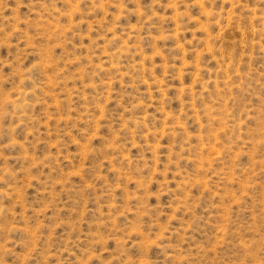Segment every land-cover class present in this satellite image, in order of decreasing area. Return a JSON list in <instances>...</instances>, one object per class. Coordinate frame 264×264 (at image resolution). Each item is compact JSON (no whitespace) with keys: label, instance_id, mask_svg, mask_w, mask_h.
Wrapping results in <instances>:
<instances>
[{"label":"rangeland","instance_id":"1","mask_svg":"<svg viewBox=\"0 0 264 264\" xmlns=\"http://www.w3.org/2000/svg\"><path fill=\"white\" fill-rule=\"evenodd\" d=\"M0 264H264V0H0Z\"/></svg>","mask_w":264,"mask_h":264}]
</instances>
